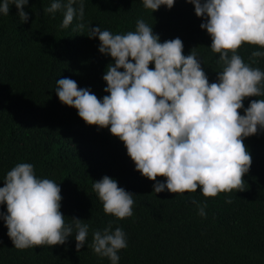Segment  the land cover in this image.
Returning a JSON list of instances; mask_svg holds the SVG:
<instances>
[{"label": "trees", "instance_id": "trees-1", "mask_svg": "<svg viewBox=\"0 0 264 264\" xmlns=\"http://www.w3.org/2000/svg\"><path fill=\"white\" fill-rule=\"evenodd\" d=\"M50 3L29 0L24 6L30 14L27 22H20L15 5L9 14H0V187L16 163H32L38 177L60 184L65 221L84 219L89 234L81 249L75 248L74 233L64 244L17 248L0 219V264H111L91 247L92 231L109 222L127 234L119 264H264V131L244 138L252 163L243 176V191L205 196L198 187L194 192L155 193L154 181L135 168L124 142L108 126L86 123L54 90L57 79L70 77L98 98L109 94L103 75L113 58L99 52L100 41L88 36L89 29L99 25L126 33L135 30L138 19L152 25L161 42L180 37L184 54L194 48L209 82L216 80L219 53L210 48L211 36L201 29L203 18L194 5L175 0L171 8L161 5L152 11L143 0H83V16L61 27L64 9L49 13ZM260 47L242 42L237 51L245 62L264 70V57H251ZM259 98L264 96L244 98V107ZM103 175L134 194L132 216L117 218L104 211L92 188L93 180ZM192 198L207 201L205 216L198 214Z\"/></svg>", "mask_w": 264, "mask_h": 264}, {"label": "clouds", "instance_id": "clouds-1", "mask_svg": "<svg viewBox=\"0 0 264 264\" xmlns=\"http://www.w3.org/2000/svg\"><path fill=\"white\" fill-rule=\"evenodd\" d=\"M202 17L201 29L210 34V48L219 53L221 70L209 82L198 54L183 52L180 37L161 42L152 25L138 19L134 31L112 33L92 25L88 36L98 37L100 53L110 55L103 79L109 94L98 98L90 87H78L70 77L56 80L59 100L78 110L88 124L108 126L119 137L135 168L154 181L153 192H194L216 196L233 189L243 191L244 174L252 156L244 138L264 131V70L245 62L237 49L242 42L260 45L251 57H264V0H188ZM29 0H0V14L17 8L20 22H27ZM175 0H143L152 11L171 8ZM64 9L61 27L82 17L83 0H51L45 9L55 14ZM150 62L154 67L150 68ZM122 69V70H121ZM238 109H243L241 114ZM166 177L165 180L156 179ZM0 187V219L17 248L64 244L70 236L81 249L90 225L84 219L65 221L60 184L35 174L30 162L16 163L6 172ZM92 188L106 213L117 218L133 215L134 194L118 186L117 179L103 175ZM231 202V197H225ZM198 214L205 216L207 201L192 198ZM128 246L122 227L92 231L93 251L119 264V250Z\"/></svg>", "mask_w": 264, "mask_h": 264}]
</instances>
